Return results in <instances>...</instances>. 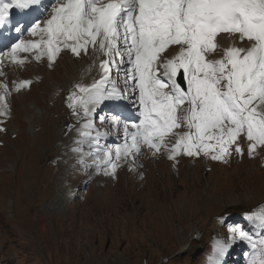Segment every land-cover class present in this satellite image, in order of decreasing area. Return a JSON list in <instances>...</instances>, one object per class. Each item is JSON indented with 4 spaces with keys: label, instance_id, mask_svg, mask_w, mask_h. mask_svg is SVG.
I'll use <instances>...</instances> for the list:
<instances>
[{
    "label": "snow or ice",
    "instance_id": "6c2138e0",
    "mask_svg": "<svg viewBox=\"0 0 264 264\" xmlns=\"http://www.w3.org/2000/svg\"><path fill=\"white\" fill-rule=\"evenodd\" d=\"M49 10L42 27L39 17ZM26 33L47 40L37 44L19 39ZM221 33L246 39L251 46L229 47L221 59H208ZM172 45L180 46L179 53L162 60L161 53ZM42 47L50 61L62 47L77 57L87 55L90 47L106 57L99 65L101 78L89 87L78 86L82 95L70 99L84 117L106 100L131 99L137 105L139 122L131 127L124 123L125 144L115 148L117 160L139 154L144 146L159 152L182 124L189 131L169 149L170 159L182 150L190 157L203 153L221 160L233 145L242 154L241 136L249 142V155L264 147V0H0V49L10 48L8 58L22 63L18 52ZM125 64L127 87L109 88L113 69ZM181 70L186 90L176 80ZM0 87L5 93L0 105L6 108L7 87ZM184 104L186 114L178 116ZM111 122L119 127L122 117L114 115ZM92 127L84 124L80 135L91 137ZM103 155L114 175L111 151ZM256 219L264 225V213ZM233 231L250 239L243 230ZM226 250L224 242H216L211 264H221ZM258 264H264V255Z\"/></svg>",
    "mask_w": 264,
    "mask_h": 264
},
{
    "label": "rangeland",
    "instance_id": "374dc122",
    "mask_svg": "<svg viewBox=\"0 0 264 264\" xmlns=\"http://www.w3.org/2000/svg\"><path fill=\"white\" fill-rule=\"evenodd\" d=\"M233 38L227 41L236 43L237 39ZM67 60H59L54 72L42 69L56 79L51 81L40 76L43 78L40 86L44 89L41 95L49 97L47 100H40L38 91L27 95L31 87L26 98L15 97L12 102L13 122L11 120L9 128L20 134L5 150L7 154L0 167L11 168L12 175L19 161L25 165L19 174L16 193L11 176L0 178V264H190L188 251L197 244L189 245L193 236L215 228L213 220L207 217L224 211H241L255 203L264 205V167L254 161V155L235 159L236 163L228 166L202 167L196 162L193 167L185 161L188 166L184 162L177 172L170 174L169 166L163 162L147 163L144 181L135 184L134 180L122 178L107 193L92 192L85 206L71 210L75 213V208L83 209L76 219L74 215L68 221L57 219L51 215L49 207L45 218L39 211L35 212V203L42 202L39 199L43 194L41 178L45 177L42 184L48 187L50 183L54 187L56 178L59 181L60 168L52 167V156L50 158L46 152L56 141L54 132L61 128L63 120H53L54 131L51 129L49 134L43 135L41 131L35 134L34 143L26 135L25 125L31 121L38 125L39 119L42 120L39 110L51 105L53 86L58 82L57 77L63 76L64 69L66 78L76 77V67L71 63L65 67ZM79 64L83 68L87 66L85 60ZM90 72L94 76L91 69ZM49 153L53 155V151ZM187 169L191 171L188 173ZM126 182L128 189L124 190ZM29 212L37 219L30 220ZM13 214L15 217L21 214L18 222ZM203 250L202 246L201 252ZM181 251L185 252L180 254ZM199 251L200 246H197L195 263Z\"/></svg>",
    "mask_w": 264,
    "mask_h": 264
},
{
    "label": "bare ground",
    "instance_id": "6f19581e",
    "mask_svg": "<svg viewBox=\"0 0 264 264\" xmlns=\"http://www.w3.org/2000/svg\"><path fill=\"white\" fill-rule=\"evenodd\" d=\"M77 67L79 68V71H80V72L83 71V69H84L83 66H82V64H79ZM92 71H93V73L95 74V71H94V70H92ZM80 72H79V73H80ZM75 73H77V72H75ZM79 73H78V74H79ZM78 74H77V75H78ZM74 75H75V74H74ZM75 76H76V75H75ZM76 77H77V76H76ZM72 79H75V78H72ZM30 114H31V113H30ZM32 120H33V119H32ZM37 120H38V119H37ZM28 123H29V122H28ZM185 163H186V162H185ZM199 168H200V167H199ZM196 172H197V171H196ZM191 181H192V180H191ZM181 250H182V249H181Z\"/></svg>",
    "mask_w": 264,
    "mask_h": 264
}]
</instances>
